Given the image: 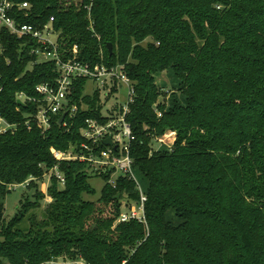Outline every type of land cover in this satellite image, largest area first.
I'll list each match as a JSON object with an SVG mask.
<instances>
[{
  "label": "trees",
  "instance_id": "1",
  "mask_svg": "<svg viewBox=\"0 0 264 264\" xmlns=\"http://www.w3.org/2000/svg\"><path fill=\"white\" fill-rule=\"evenodd\" d=\"M7 1L30 5L13 12L22 25L42 27L53 17L62 54L77 46L81 61L124 66L147 223H118L121 202L140 200L133 180L119 176L113 188L110 172L93 173L84 162L60 163L65 185L51 177L47 194L40 191L58 164L52 150L83 143L86 120L105 121L103 106L98 92L85 94L88 81L77 80L71 102L79 109L68 127L59 115L47 132L29 128L37 105H18L17 95L37 97V85L55 81L58 69L37 63L34 41L2 31L0 115L16 128L0 134V264L62 256L89 264H264V0ZM164 72L176 80L170 95L156 83ZM167 133L172 149L155 151ZM93 177L105 181L96 202L84 199L96 194ZM30 179L34 200L23 197L7 221L9 186Z\"/></svg>",
  "mask_w": 264,
  "mask_h": 264
},
{
  "label": "built area",
  "instance_id": "2",
  "mask_svg": "<svg viewBox=\"0 0 264 264\" xmlns=\"http://www.w3.org/2000/svg\"><path fill=\"white\" fill-rule=\"evenodd\" d=\"M30 8L28 3L16 5L7 0L0 2V56L4 53V45L2 42V31H7L14 37L28 42L34 41L37 47L33 49V54L38 57L37 63L50 62L54 63L58 69V77L55 81L44 82L37 85L35 91L37 97H28L24 93L17 95V101H21L24 105H37V111L26 122L31 128V124H35L43 132H47L54 119L67 112L66 118H74L78 112V107L72 104V93L74 91L75 82L77 80H87L95 85L92 94L105 91V100H110L118 93V90L124 86L127 89V102L114 111H109L108 115L102 117L104 120L88 119L85 127L81 130L84 142L79 146H71L66 152L52 150L57 165L48 171L45 177H55L61 186L65 185V178L59 171V165L63 162L80 161L87 163L93 173L101 174L110 172L108 184L116 188L119 176H125L136 183L137 191L140 194L139 202L124 199L121 202V214L118 223H127L136 220L140 223H147L145 213V203L147 198L143 192V188L134 175L133 159L131 157V145L135 141L130 124L127 122V114L129 113V104L133 101L134 88L131 80L124 71V66H108L104 62L92 64L81 61L79 59L78 47L74 46L71 53L62 54L61 44L59 42L60 34L54 28V18L42 27L33 25L20 24L12 16L15 9L27 10ZM102 57V56H101ZM1 80V75H0ZM109 97V99H107ZM101 102V101H100ZM103 106V103L101 104ZM158 114V117H161ZM62 123L64 127H68V123ZM16 127L6 122L0 115V134H5L14 130ZM174 133H167L163 137L155 139V143L161 148L172 149L174 142L171 136ZM111 139V145H106L105 141ZM175 138V137H174ZM159 151L161 149H154ZM30 179L22 184L9 186V191L13 192L19 188H28ZM51 202V200H50ZM41 264H89L81 256L70 258L62 256L52 258L51 260Z\"/></svg>",
  "mask_w": 264,
  "mask_h": 264
},
{
  "label": "rangeland",
  "instance_id": "3",
  "mask_svg": "<svg viewBox=\"0 0 264 264\" xmlns=\"http://www.w3.org/2000/svg\"><path fill=\"white\" fill-rule=\"evenodd\" d=\"M156 83L157 85L164 89L166 91V95H170L173 93V89L176 87V80L174 79L173 75L170 74L169 72H164L161 75H158L156 78ZM95 88L94 83L88 82L86 87H85V94L90 95L93 93ZM106 92L102 91L101 92V104L103 103V113L104 115H108L109 111H114L121 105H124L127 102V89L122 86L118 90V93L115 94L113 97H110V100L106 101L105 96ZM178 99L181 101L182 97L180 94H177ZM109 99V97L107 98ZM171 104V103H170ZM171 140V139H169ZM153 148L154 149H162L160 145H157L155 142L153 143ZM134 175L141 185L143 189L146 188V181L142 174L140 172L134 171ZM51 180L49 177H45L43 181H41L38 185L40 188V191L47 194L49 187L51 186L50 184ZM91 185L96 191V194L94 196L90 195H85L84 199L88 201H97L101 197L102 190L105 186V181L99 177H93L90 180ZM34 190H29L28 188H19L16 191H13L10 195H7V197L4 200V205H5V218L6 220H10L15 217V215L18 213L19 208L21 207V201L22 198H28L30 200H34L33 195H34ZM50 203V199L47 198L44 202L41 203V209L37 212L39 215L41 214V211L46 208L47 204Z\"/></svg>",
  "mask_w": 264,
  "mask_h": 264
},
{
  "label": "water",
  "instance_id": "4",
  "mask_svg": "<svg viewBox=\"0 0 264 264\" xmlns=\"http://www.w3.org/2000/svg\"><path fill=\"white\" fill-rule=\"evenodd\" d=\"M108 53H109V55H110V57H112L113 56V53H114V51H113V46L111 45V44H109L108 46ZM17 104L18 105H20V106H23L24 104L21 102V101H17ZM67 112H65L63 115H62V117L60 118V124H62L63 122H64V120H65V118H66V116H67ZM111 139L109 138L108 140H106L105 141V144L106 145H111Z\"/></svg>",
  "mask_w": 264,
  "mask_h": 264
}]
</instances>
